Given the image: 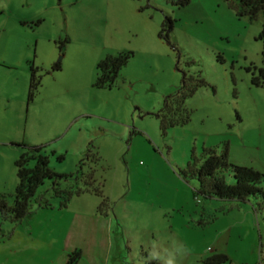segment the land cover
I'll return each mask as SVG.
<instances>
[{
  "label": "rangeland",
  "instance_id": "obj_1",
  "mask_svg": "<svg viewBox=\"0 0 264 264\" xmlns=\"http://www.w3.org/2000/svg\"><path fill=\"white\" fill-rule=\"evenodd\" d=\"M262 23L227 0H0V199L12 203L29 146L67 175L0 219V264H264ZM117 53L131 57L98 87ZM209 149L260 171L262 192L200 193L190 170Z\"/></svg>",
  "mask_w": 264,
  "mask_h": 264
},
{
  "label": "trees",
  "instance_id": "obj_2",
  "mask_svg": "<svg viewBox=\"0 0 264 264\" xmlns=\"http://www.w3.org/2000/svg\"><path fill=\"white\" fill-rule=\"evenodd\" d=\"M236 14L240 17L246 16L249 19H255L260 13L263 15V23L258 39L262 42V62L261 67H253L251 82L255 86L264 85V0H227ZM163 24L159 36L166 31H170L171 24ZM131 57L130 53H117L107 55L97 64L98 87H111L117 79L121 68L128 62ZM59 69V63L53 66ZM41 85L40 76L35 74V69L31 68L29 78L28 97L31 100ZM182 101L187 94L182 88L179 92ZM168 109V105H165ZM189 120L185 117L183 122ZM41 146H29L24 150L16 160L17 186L13 195L11 204L5 199H0V219L20 220L25 217L31 210L32 201L35 198L37 189L44 180L49 179L56 183L58 179L67 178V175L55 172L49 166L48 156L42 152ZM206 155L202 163L190 170L191 175L195 176L200 182V193L208 197H215L227 200H245L251 195L262 192L258 183L261 181L263 174L251 167L238 166L230 163L227 153H216L214 150H206ZM60 159L62 157H59ZM230 169L234 184L226 183L222 175L216 174L218 170ZM230 259L224 253H217L204 260L205 264H224Z\"/></svg>",
  "mask_w": 264,
  "mask_h": 264
}]
</instances>
